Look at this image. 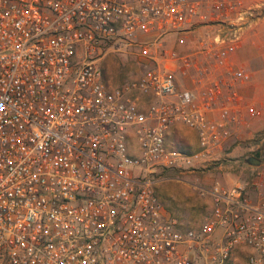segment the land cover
Returning <instances> with one entry per match:
<instances>
[{"label":"built area","instance_id":"2783aa9c","mask_svg":"<svg viewBox=\"0 0 264 264\" xmlns=\"http://www.w3.org/2000/svg\"><path fill=\"white\" fill-rule=\"evenodd\" d=\"M263 16L264 0H0V261L264 264V195L196 185L210 210L182 228L153 187L159 171L215 160L242 123L233 85L249 73L227 58ZM199 28L197 51L165 46ZM112 43L145 67L115 85L97 63ZM175 124L195 151L166 143Z\"/></svg>","mask_w":264,"mask_h":264},{"label":"rangeland","instance_id":"374dc122","mask_svg":"<svg viewBox=\"0 0 264 264\" xmlns=\"http://www.w3.org/2000/svg\"><path fill=\"white\" fill-rule=\"evenodd\" d=\"M205 31L207 29L199 28L188 34L183 33L182 36L185 37L183 44H178V34L171 33L165 38V46L168 49H175L180 54L197 51L199 40ZM97 63L104 79L112 85L139 75L145 68L138 58L137 47L121 43L106 46ZM152 65L153 63H149L148 66ZM231 66L248 72L244 67H236L232 64ZM263 115L262 111L261 116L250 118L256 120L253 122L256 123L254 125L246 124L243 118L239 125L244 124L249 133L237 134L230 144L225 143L215 160L203 165L187 167V169H166L153 174V187L157 196L167 212L177 218L182 228L198 227L210 210L209 196L199 193V190L195 188L196 185L209 187L215 181L227 186L241 183L246 185L254 199L264 195ZM182 128L187 129L184 125ZM129 144L130 150H135L136 144L133 137L129 139ZM171 145L187 152V135L180 141H171ZM250 156L257 157L260 160L259 165H250L246 161ZM253 182H257V187L252 186ZM0 264L6 263L1 260Z\"/></svg>","mask_w":264,"mask_h":264},{"label":"crops","instance_id":"0c3cea01","mask_svg":"<svg viewBox=\"0 0 264 264\" xmlns=\"http://www.w3.org/2000/svg\"><path fill=\"white\" fill-rule=\"evenodd\" d=\"M227 62L236 67H244L249 72V79L237 81L233 88L241 98L240 106L246 124L254 125L256 123L253 122L256 120L250 119L253 117H250L246 112V106L253 105L256 108L258 114L254 117L261 116L262 111L264 114V16L253 29L244 34L241 46L228 56ZM216 74L227 76L223 68L215 71L214 75ZM178 87L189 90H196L197 88L189 77L182 75H178ZM212 117L216 118L217 113L215 112ZM258 120L261 121L262 119ZM233 129L234 135L226 141V144H230L237 134L249 133L244 124L235 125ZM186 135L187 152L191 153L198 148L196 133L188 127L187 129L182 128V124H175L171 127L166 135V143L172 146L171 141H180Z\"/></svg>","mask_w":264,"mask_h":264},{"label":"water","instance_id":"95a60500","mask_svg":"<svg viewBox=\"0 0 264 264\" xmlns=\"http://www.w3.org/2000/svg\"><path fill=\"white\" fill-rule=\"evenodd\" d=\"M250 165L257 166L260 163V160L257 157L250 156L246 160Z\"/></svg>","mask_w":264,"mask_h":264}]
</instances>
